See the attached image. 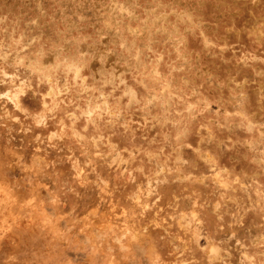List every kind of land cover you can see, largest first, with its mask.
<instances>
[{
	"label": "rangeland",
	"instance_id": "374dc122",
	"mask_svg": "<svg viewBox=\"0 0 264 264\" xmlns=\"http://www.w3.org/2000/svg\"><path fill=\"white\" fill-rule=\"evenodd\" d=\"M0 264H264V0H0Z\"/></svg>",
	"mask_w": 264,
	"mask_h": 264
},
{
	"label": "bare ground",
	"instance_id": "6f19581e",
	"mask_svg": "<svg viewBox=\"0 0 264 264\" xmlns=\"http://www.w3.org/2000/svg\"><path fill=\"white\" fill-rule=\"evenodd\" d=\"M122 9V8H121ZM123 10V9H122ZM22 82V81H21ZM237 85V84H236ZM239 86V85H238ZM12 98V97H11ZM16 99V98H15ZM19 104V103H18ZM148 183V182H147ZM148 185V184H147ZM137 194V193H136ZM148 204V203H147ZM151 220V219H150ZM147 226V225H146ZM126 232V231H125ZM129 233V232H128ZM124 235V234H123ZM122 237V236H121ZM140 237H142L141 235H140ZM137 238L139 239V236L137 235ZM129 240V239H128ZM142 240V239H141ZM130 242V241H129ZM126 247V246H125Z\"/></svg>",
	"mask_w": 264,
	"mask_h": 264
}]
</instances>
